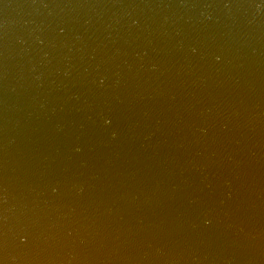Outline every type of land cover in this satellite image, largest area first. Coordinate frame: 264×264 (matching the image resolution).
<instances>
[{"label":"water","instance_id":"water-1","mask_svg":"<svg viewBox=\"0 0 264 264\" xmlns=\"http://www.w3.org/2000/svg\"><path fill=\"white\" fill-rule=\"evenodd\" d=\"M0 264H264V0H0Z\"/></svg>","mask_w":264,"mask_h":264},{"label":"clouds","instance_id":"clouds-1","mask_svg":"<svg viewBox=\"0 0 264 264\" xmlns=\"http://www.w3.org/2000/svg\"><path fill=\"white\" fill-rule=\"evenodd\" d=\"M105 123H108V121H105Z\"/></svg>","mask_w":264,"mask_h":264}]
</instances>
